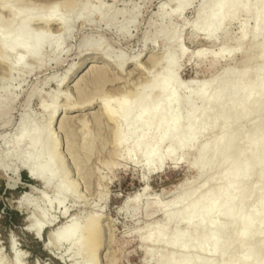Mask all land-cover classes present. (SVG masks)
<instances>
[{
	"label": "rangeland",
	"instance_id": "rangeland-1",
	"mask_svg": "<svg viewBox=\"0 0 264 264\" xmlns=\"http://www.w3.org/2000/svg\"><path fill=\"white\" fill-rule=\"evenodd\" d=\"M6 1L10 2L12 14H24L32 8L35 9V16L46 17L47 10L53 5L57 18L70 19L73 14L80 12L82 18L73 25L66 37L57 26L43 27L33 23L28 27L29 33L33 35H47L50 44L62 39L59 49L54 51L47 44L40 51L43 64L38 65L28 56L24 65L26 71L10 72L9 66L0 62V168H3L0 169V264H73V260L91 264L86 254L77 257L75 251L69 252L68 245L46 249L44 241L48 239L50 229L44 230L41 239L26 231L29 216L38 222L45 213L48 219L57 217V224L62 223V211L56 205L61 196L51 188L45 189L41 182L31 179L28 171L23 168L20 158L25 156L32 138L28 139V147L24 148L26 150L18 146L17 131L21 124L23 127L36 126L39 133L43 131L42 135L53 128L52 144H44L49 151L56 144L60 153L57 156L59 166L56 167L58 176L53 185H67V178L73 186L62 208L68 210V215H79L81 225H85L92 217L100 220V247L93 264H152L148 262L156 255L172 253L163 244L154 241L160 231L156 227L165 222L162 212H173L176 202L180 200L179 194L188 188L209 189L211 186L213 189L223 181L225 169L239 155L242 163L246 164L256 156V152L247 151L242 144L237 153L226 159L222 171L217 174L212 172V176L207 179L196 180L197 170L190 163L196 157L197 147L220 134V129L216 128L200 136L195 147L186 148L182 158L176 156L162 171L155 168L146 173L142 168L143 158L128 155L130 144L117 143L116 124L102 114V107L108 106L120 115L121 102L118 99L127 94L130 96L135 88L159 72L164 55L170 54L169 57L176 58L179 63L177 75L182 85L191 80L211 79L228 66L238 72L250 64L259 67L255 60L259 50H252V47L254 41V47L264 41V24L255 40L250 30L253 20L245 13H240L236 19L227 23L223 33L205 38L201 34L192 33V27L200 22L197 20V12L202 7V10H206L209 0H189L190 4L178 12L176 4L169 2L171 0L1 2ZM69 4L75 13H68ZM11 13L0 5V26H6L11 21L14 27L17 25ZM241 24L245 28L243 33L240 30ZM238 44L241 50L228 61H216L208 55L191 59L195 51L207 49L215 54L221 48L235 49ZM178 45L184 49L182 55ZM9 57L8 54L3 56L11 64L13 59ZM3 58L0 56V59ZM90 63L95 65L96 72H90ZM97 75L102 77L97 80ZM81 105L87 109L65 112L68 107ZM55 110L56 116L53 118ZM261 121H264V114ZM239 124L237 131L241 132L238 133L247 131L248 136L257 134L262 126L257 123L256 127H248L246 121ZM166 147L167 144H164L159 149L162 151ZM259 171L262 173L264 166ZM255 177L245 184V190L256 184ZM33 188L41 190L36 189L38 192H34ZM143 188L148 191L139 202L127 201L129 196L138 194ZM263 188L261 192L264 193ZM26 193L31 201L25 205L18 204L19 198ZM49 202L52 205L49 206ZM254 202L252 200L251 204ZM206 217L205 224L215 219L212 213L208 219ZM185 225L186 222L182 221L167 226L168 237H173ZM249 243V249L256 251L263 244V239L255 237ZM187 253L199 256L202 262L215 260L213 253L197 254L186 250L185 253L176 252L175 255ZM228 256L236 262L240 257V248L235 246L228 255L216 261L225 263Z\"/></svg>",
	"mask_w": 264,
	"mask_h": 264
},
{
	"label": "bare ground",
	"instance_id": "bare-ground-1",
	"mask_svg": "<svg viewBox=\"0 0 264 264\" xmlns=\"http://www.w3.org/2000/svg\"><path fill=\"white\" fill-rule=\"evenodd\" d=\"M1 1L2 9L11 13L10 2ZM190 1L171 0L169 2L176 4V12H178L182 7L188 6ZM209 1L206 10H202L203 7L198 10L197 20L200 22L197 21L198 24L193 25L192 33L201 34L205 38L215 37L224 32L228 22L236 19L240 13H245L254 22L250 29L253 38L258 39L261 26L264 24V0ZM51 6L47 10L46 17L35 16L33 13L35 9L31 8L24 14L11 13L14 21L17 22L15 27L13 21L6 26H0V56L3 58L5 54H8L13 59L11 64L5 58L0 59V62L7 64L10 72L24 70L28 56L38 65L43 64L39 53L45 45L50 44V40L47 35H33L31 32L30 34L28 28L30 25L38 23L43 27L57 26L62 35L66 37L73 25L81 21V12L76 14L73 7H70L72 5L69 4L68 13L75 14L70 19L55 17V7ZM51 17L54 18L50 19ZM240 30L241 33L244 32L243 24H241ZM61 40L58 39L56 43L50 44L54 51L61 47ZM254 43L256 46L255 41ZM254 46L252 50H259L255 56L259 67H253L250 64L238 72L232 66H228L211 79L206 81L191 80L188 83H183L184 85L181 84L177 75L179 63L176 58L166 54L167 56L164 55L161 58L163 66L161 69L159 68V72L153 77H149L145 83L139 85L140 87L135 88L130 96L126 93L127 95L118 99L121 102L120 115L103 104L102 114L116 124L117 143L119 145L130 144L131 151L128 155L143 158L142 168L146 173H150L155 168L159 169V172L162 171L169 161H174L176 156L179 155L182 158V153L186 148L195 147L200 136H204L216 128L220 129V134L217 137L204 140L205 142L197 147L196 157L190 163V166L197 170L196 180L207 179L212 176V172L217 174L222 171L226 165V159L231 154L237 153L242 144L246 146L247 151L256 152L253 160H249V163L246 164L242 163L239 155L237 160L225 169L224 174H226L223 181L213 189L211 186L208 187L209 189L188 188L179 194L181 197L176 202L174 211L162 212L165 222L156 227L160 231L158 230L159 234L154 239L155 242L163 244L172 253L156 255L148 263L264 264V193L261 192L262 186H264V171L262 173L259 171L264 166V121H261L264 114V41L261 45ZM177 48L182 55L183 47L178 45ZM206 50L193 52L191 59L196 60L203 55H208L216 61H228L241 50V46L238 44L235 49L221 48L215 54ZM172 54L171 56H173ZM89 67L90 72H96L93 63H90ZM96 77L99 80L102 75ZM85 109L87 107L82 105L72 106L68 107L65 112ZM55 116L56 110L53 118ZM241 121H246L248 127H256L257 123L262 126L255 135L248 136L247 131L245 133L244 130V133L239 134L238 132L241 131H237L239 129L237 125ZM33 126L23 127L21 124L18 128L17 144L20 148L24 149L28 145V139L32 138L31 145L27 146L28 150L24 149L27 151L24 153L25 156H22L23 152H21L20 161L31 179L41 182L45 189L51 188L61 196L56 205L61 208L62 223L56 224L55 218L57 217L48 219L45 213L40 216L38 222L29 216L26 231L32 232L37 238V234L41 231L43 235L44 230L50 229L48 239L44 241L46 249H51L52 246L59 248L62 245H68L69 252L75 251L77 257L86 254L89 263L93 264L100 247V220L92 217L85 225H81L79 215H68V210L62 208L73 186L67 178H65L67 185L63 186L62 183V185H53L54 179L58 176L56 167L59 166L57 156L60 153H58L56 144L50 151L47 150L46 145L44 146V144H50L53 141V128L47 130L46 135L44 133L42 135L43 131L39 133L36 126ZM164 144H167V147L161 151L159 148ZM9 156L11 155L9 154ZM255 176L257 177L256 184L249 190H245V184ZM36 189L33 188V191L38 192ZM147 191V188H143L138 194L129 196L127 201L139 202ZM29 200L30 196L26 193L19 198L17 203L25 205L29 203ZM252 200H255L254 204H251ZM48 204L50 206L52 202ZM211 213L215 219L207 220L208 222L205 224V217ZM182 221L186 222L185 227L177 233L174 231L173 237H168L167 226L177 225ZM255 237H261L263 244L258 250L251 251L249 242ZM235 246L240 248V257L236 262L230 260L229 256L225 263L216 261L228 255ZM186 250L197 254L213 253L215 260L202 262L203 259L200 260L199 256L198 258L189 255V253L181 254L182 256L175 255L176 252L185 253ZM72 262L73 264H87V262H78L77 260Z\"/></svg>",
	"mask_w": 264,
	"mask_h": 264
},
{
	"label": "water",
	"instance_id": "water-1",
	"mask_svg": "<svg viewBox=\"0 0 264 264\" xmlns=\"http://www.w3.org/2000/svg\"><path fill=\"white\" fill-rule=\"evenodd\" d=\"M30 178H31V176H30ZM37 238L38 239H41L42 238V231L39 234H37Z\"/></svg>",
	"mask_w": 264,
	"mask_h": 264
},
{
	"label": "trees",
	"instance_id": "trees-1",
	"mask_svg": "<svg viewBox=\"0 0 264 264\" xmlns=\"http://www.w3.org/2000/svg\"><path fill=\"white\" fill-rule=\"evenodd\" d=\"M24 180H26V177L24 176Z\"/></svg>",
	"mask_w": 264,
	"mask_h": 264
}]
</instances>
